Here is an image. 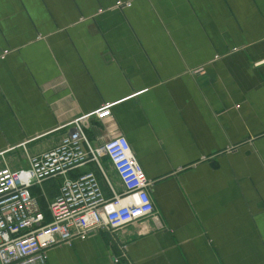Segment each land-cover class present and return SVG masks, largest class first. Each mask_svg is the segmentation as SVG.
Here are the masks:
<instances>
[{
  "label": "crops",
  "instance_id": "obj_1",
  "mask_svg": "<svg viewBox=\"0 0 264 264\" xmlns=\"http://www.w3.org/2000/svg\"><path fill=\"white\" fill-rule=\"evenodd\" d=\"M117 1L0 0V165L79 122L96 147L125 135L153 181L154 216L44 264H264V0ZM62 180L37 185L47 204Z\"/></svg>",
  "mask_w": 264,
  "mask_h": 264
},
{
  "label": "built area",
  "instance_id": "obj_2",
  "mask_svg": "<svg viewBox=\"0 0 264 264\" xmlns=\"http://www.w3.org/2000/svg\"><path fill=\"white\" fill-rule=\"evenodd\" d=\"M131 5V1L118 0L114 7ZM111 114V104L106 103L97 116L102 119ZM102 156L114 166L122 191L111 182ZM27 159L28 165L18 169L0 165V264H44L47 251L56 245H72L76 238L85 239L100 230L115 234L155 215L149 191L153 181L125 135H110L96 147L83 124L76 122L57 145L40 153H27ZM88 162L97 165L100 176L94 170L68 176ZM56 177L63 180L58 194L48 202L52 220L45 223L40 199L32 187ZM102 181L110 188V197H106ZM120 260L114 257L115 263Z\"/></svg>",
  "mask_w": 264,
  "mask_h": 264
},
{
  "label": "trees",
  "instance_id": "obj_3",
  "mask_svg": "<svg viewBox=\"0 0 264 264\" xmlns=\"http://www.w3.org/2000/svg\"><path fill=\"white\" fill-rule=\"evenodd\" d=\"M32 192L34 195H38L40 198L41 207L45 214V223L50 222L52 220V215L51 212L49 211L47 201L43 197L44 196L43 193L40 191L37 185L32 187Z\"/></svg>",
  "mask_w": 264,
  "mask_h": 264
}]
</instances>
